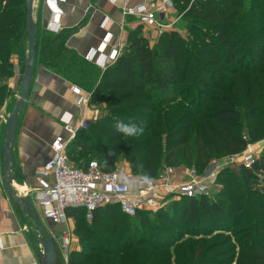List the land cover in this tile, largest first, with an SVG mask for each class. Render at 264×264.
<instances>
[{"label":"trees","instance_id":"16d2710c","mask_svg":"<svg viewBox=\"0 0 264 264\" xmlns=\"http://www.w3.org/2000/svg\"><path fill=\"white\" fill-rule=\"evenodd\" d=\"M171 1L173 6L191 5L193 8L188 10V16L202 17L208 23L215 25L211 31L215 33L216 42L225 49L227 55L217 51L211 42L207 43L208 47L201 53V59L212 60L214 66L221 67L224 73L215 83L206 82L202 87H197V91L205 92V105H208L206 109L210 113L208 116L210 123L198 122L201 111L196 113L187 111L184 114L178 111L172 117L173 125L166 133L163 151L160 146H157L158 144L149 146V140H137L135 137L126 139L116 131L112 116L116 119L124 117V113L120 114L118 109L120 106L139 105L137 108L143 112L147 106V109H157L182 102L178 88L186 83L187 76L180 78L179 75L182 61L179 45L175 43L169 45L162 56L160 54L155 58L144 49L141 39L132 38L135 31L138 29L140 31L142 27L131 32L128 29L125 37V44H128L126 53L117 59L112 67L101 73L97 67L66 47L67 32L52 34L42 28H36L34 66L41 65L90 94L89 106L108 104L110 119L100 120L91 126L88 125L85 130L77 131L74 140L69 144L68 157L76 168H82L92 161L89 160L91 157H94L102 171L112 172L123 153L131 155L136 151L134 157L142 155L143 159L134 163L133 175L156 178L163 171L162 167L185 165L194 168L201 176L207 167L208 156L218 160L234 156L244 151L248 142L258 140L257 127L250 129L249 126H243L241 114L236 109V103L239 102L244 91L243 86L238 87L237 77L242 73L247 75L245 83L249 92L253 90L252 80L258 81L264 77V22L262 21L264 0ZM249 14L252 15L251 17L254 14L260 17L262 22L257 30H251L248 25L251 20ZM24 27L25 0H0V112L11 95L7 85V81L12 77L10 59L13 56L21 59L23 54L26 39L23 38ZM249 29L257 39L252 40L246 37ZM237 37L240 38L239 44H248L247 40L250 41V57L246 66L236 65L235 62L236 56L241 54L238 52L239 44L231 43V41ZM130 40L132 41L129 42ZM189 60L191 61L192 58ZM138 71L140 75H137ZM228 76L235 80L224 87L223 84ZM142 99H145V104L140 102ZM191 106V104L187 105L190 109ZM261 114L264 116V108ZM252 115L249 119L255 118L254 113ZM125 119L129 121L132 118L129 115ZM132 120L135 121L136 118L133 117ZM211 123L214 124L213 127ZM164 125L168 128L169 122L166 121ZM161 127L142 126L141 134H148ZM244 129L249 133L250 138L248 137L247 141L241 133ZM117 133L118 137H116ZM151 138L152 141L158 139L156 136ZM239 171L246 187L254 191L257 199L252 201V208L247 207L244 210L245 215L242 219L245 220L242 223L250 232L255 229L263 242L257 246L241 245L235 264H264V235L261 234L263 226L259 228L264 221V154L250 167L240 166ZM222 199L219 197L218 201H214L208 196L181 198L166 206L174 212L173 215L166 214L164 211L167 208H163L153 215H149L148 211H140L135 217H129L123 214L119 206L115 204L100 208L93 214L91 220L85 218V211L82 209L68 210L66 217L72 220L74 234H84L90 239L94 237L95 230L109 229L110 225L118 223L120 217L122 223L135 221L141 225L150 219L148 217H152L153 222L163 228L173 225L174 220H179L199 229L202 221L208 224L222 223L233 216L235 209L229 201L221 203ZM254 217L260 222H255ZM111 237H114L113 233ZM144 246L143 244L135 246L124 244L123 253L135 250L134 254L125 256L121 260V256H118L114 261L120 260V264H165L169 261L168 249H172L170 244L162 242L149 246L152 252L163 251L162 257L156 259L140 257V249ZM216 247V245H210L206 248L205 245H200V251H203V255H208L215 251ZM188 249L192 250L191 255ZM92 251L89 254L71 252L67 264H105L101 257L94 258ZM94 253H101V250ZM185 253L186 261H195L197 254L194 255L191 244L186 247ZM109 255L111 254H105V256ZM205 259L208 258L199 261Z\"/></svg>","mask_w":264,"mask_h":264},{"label":"rangeland","instance_id":"374dc122","mask_svg":"<svg viewBox=\"0 0 264 264\" xmlns=\"http://www.w3.org/2000/svg\"><path fill=\"white\" fill-rule=\"evenodd\" d=\"M190 8L193 7H191V5L189 4L187 5V7H184L183 5L174 6V8L159 21L160 25L164 27L162 30L157 32H147L142 28L140 31L139 29L136 30L134 36H132L133 39H141L144 49H146L147 52L153 54L155 58L159 57L160 54L162 56L163 51L169 45H172L174 43L179 45V47L181 48L182 58L179 75L180 78L187 76L186 83L180 85V87L178 88L179 98L181 99L182 97V102L180 104L175 103L168 106H161L157 109H147V106V108L143 112L137 108V106L139 105H133L132 107L120 106L118 109L121 112L120 114L124 113V117L116 119L112 116L113 123H116L117 121H123L125 123H135L139 127L151 125L158 128L162 126L159 129L152 130L148 134H141L135 137V139L137 140H149V146L158 144L157 146H160L162 151L165 149L164 145L166 133L173 125L172 117L178 111L181 112V114H184L187 111L195 113L197 111H201L202 113L200 114L198 122L202 124L210 123V121L208 120V116H210V113H208L206 109L208 108V105H205V92L203 93V91H197V87H202L206 82L215 83V81H218L219 78L224 74L221 70V67L214 66L212 60L201 59V53L208 47V42H211L215 46V49L217 51L221 53L223 52V54L227 55L225 49H222L216 42L217 38L215 33L211 31L215 25L208 23L202 17L194 18L188 16V10ZM251 16L252 15L249 14V18ZM262 21L264 22L263 18ZM261 22L260 17L254 14L253 17H251L250 22H248V25L251 27V30H257L260 27ZM33 23L36 28H42V26H39V24L37 26L35 22ZM140 27L141 26L134 24L133 28L129 29V32ZM246 37L252 40L257 39V37H255L252 32L250 33V29ZM239 39V37L234 38V41H231V43L239 44ZM123 41V44H125L126 38ZM131 41L132 40H130L129 42ZM247 41L248 44H239L238 50L240 51L238 52L241 55L236 56V65L246 66L247 61H249L250 41ZM127 49L128 44H125L123 55L126 53ZM26 58L27 48L25 39L21 59L16 56L13 64H11L12 77L9 78V80H13L15 78L16 83L14 84V86H11V89L8 87L10 89L11 95L5 102L7 108L4 117L1 116L0 112V127H3L5 125L4 131L6 130V122L10 118L13 107L17 102L18 96L20 94V83L23 76ZM189 58H192V60L190 61ZM114 64L115 62L109 65L106 70L112 67ZM35 66L41 67V65ZM140 74V71H138L137 75ZM237 78L239 80L238 87L243 86L244 91L239 102L236 103V109L241 114L243 126H249L250 129L257 127V130L259 132L257 138L258 140L247 143L252 147L251 151L253 158H256L257 160L262 154H264V116L261 114L262 108H264V77L259 79L258 81L252 80L253 90L251 92H249L248 86L245 83V80H247V75L245 73H242ZM234 80L235 79L233 77H226V81L223 86L225 87L226 85L233 83ZM144 101L145 99H142V101L140 102H142V104H145ZM183 102H185L186 104ZM189 104L192 105L191 109L190 107H187V105ZM88 110L91 114L89 120L87 121L89 126H91V124H95L100 120L110 119L111 115L108 111L107 103L90 105ZM131 113H133V115H131ZM253 113L255 115V118L249 119ZM129 115L132 119L133 117H135L136 120L133 121L132 119H130L129 121H127L125 118H127ZM166 121L169 122V125H167L169 126L168 128H166L164 125ZM211 124V127H213L214 124ZM161 129H163V131H161ZM241 133L243 138L247 141L249 137L248 131L244 129L241 131ZM118 136L119 134L117 133L116 137ZM151 136H156L158 139L152 141L153 139L151 138ZM128 138L129 137H126V139ZM242 152L240 153V155L242 154ZM135 153L136 151H134V153L131 155H128V153H123L116 163V169L120 170L121 172L132 173L133 167L135 165L134 163L143 159L142 155L134 157ZM227 157H223L218 160L214 159V157L208 156V162L206 165L207 167L200 177H202V179H204V181H206L207 183L211 184V191L208 196L211 200L218 201L219 197H221L223 198L221 203L229 201V204L233 206V208L235 209V213L230 219L228 218L222 223L215 224H208L206 221H202L199 225V229H197L189 224H186L185 221L180 222L179 220H174L175 222L173 223V225L163 228L157 223H154L151 219L152 217H148L150 219L146 220L145 224L142 225L136 223L135 221H125L124 223H122L120 222V217L118 218V223L116 225H110L109 229L95 230L94 237L92 239L85 236L84 234H74L73 231L70 239L71 242L67 253V259L69 255H71V252H81L83 254H89L90 251L93 250V257L96 259L101 257L103 263L107 264L111 262L113 264H120L121 259H123L125 256H131L135 252V250H133L129 253H123L124 244H126L127 246L130 244H133V246H135L136 244H143V246H145L140 249V257H153V259H156L162 257L163 251L152 252L149 246L165 242L172 246V249H168L170 259L165 264H196V262H199L198 264H235L238 250L240 249L241 245L251 244L253 246H257L263 242V239L255 229L253 232H250L244 227L242 223L245 220L242 219L245 215L244 210L247 207L252 208V201H255L257 199L255 197L254 191L246 187L245 181L242 179L241 173L239 171L240 164L227 162ZM89 160L96 161L94 157H91ZM2 164L3 158L1 157L0 176L3 175ZM165 168H170L172 170V174L170 175L172 180H184L186 179V174H188V172L190 171V167H187L185 165H179L177 167L165 166L162 167V170H164ZM160 173L158 175H160ZM12 176L14 178L13 174ZM13 192L15 194V189ZM20 199L22 201H25L23 198ZM175 201L176 199L167 200L165 202L166 205L163 208H167L166 206H169L171 202ZM170 210L171 209L167 208L164 212H166V214L168 215H173L174 212ZM149 213V215L154 214L151 212ZM253 220L258 223L260 222L255 217L253 218ZM39 224L40 227L46 232L48 229L47 226L44 223L41 224L40 221ZM261 226H263L261 234L264 235V221L262 225H259V228H261ZM55 231L62 234L65 229L61 226ZM112 233L114 234V237H111ZM48 236L51 235H48L46 232V237ZM249 236L253 237V239H251V237ZM189 244L192 245L194 255L197 254L195 261L192 262L191 260H185L186 247ZM200 245H205L206 248L210 245H216L217 247L216 250L211 252L210 254L203 255V251H200ZM39 250L41 251L40 248ZM100 250L101 253H94V251L98 252ZM204 250L207 249L204 248ZM55 251L57 255L56 264H67L62 257L57 243H55ZM107 253L111 255L105 256V254ZM188 253L191 255L192 250L188 249ZM118 256H121L120 260L114 261ZM204 258L208 259L199 261Z\"/></svg>","mask_w":264,"mask_h":264},{"label":"crops","instance_id":"0c3cea01","mask_svg":"<svg viewBox=\"0 0 264 264\" xmlns=\"http://www.w3.org/2000/svg\"><path fill=\"white\" fill-rule=\"evenodd\" d=\"M160 1L130 0L126 5L132 7L156 4ZM124 3V0H117L115 4L110 0H33L31 15L33 22L37 26L38 24L42 26L46 32H48L46 25L54 18L55 23L60 24V31L57 34L68 33L66 47L85 58L88 53L100 47L106 35L110 36L108 48L119 41L124 42L127 30L133 28L135 24L134 18L122 17L121 9ZM171 10L169 9L168 13ZM105 18L109 21L101 28L100 25ZM14 59H16L14 56L10 59L11 64ZM15 83L14 78L9 80L7 85L11 89ZM71 86L76 85L65 81L43 66H34L28 95L19 109L18 124L11 148V172L14 175V181L10 183L11 189L13 191L15 189V195L30 203L31 209L38 216V222L47 226L48 235L57 232L55 230L61 226L44 220L32 196L25 195L26 192H32L38 187L36 172L40 171L51 158L50 142L56 136L63 138L67 136L60 118L70 117L71 125H76L81 117L86 121L90 118L87 93L83 91L81 96H76L71 92ZM81 100L85 103L79 107ZM6 108L5 104L1 110L3 117ZM4 128L5 125L0 127V160L6 131ZM1 180L2 176H0V264H40L41 251L34 238L35 231L37 232L35 223L10 199ZM48 181L52 182V178ZM70 223V228L73 229V223Z\"/></svg>","mask_w":264,"mask_h":264},{"label":"built area","instance_id":"2783aa9c","mask_svg":"<svg viewBox=\"0 0 264 264\" xmlns=\"http://www.w3.org/2000/svg\"><path fill=\"white\" fill-rule=\"evenodd\" d=\"M116 1L110 0L112 4ZM124 1L125 5L121 9L122 17L134 18L135 24L147 32L162 30L164 27L159 21L169 9L174 8L171 0L132 7L126 5L130 0ZM108 21L107 18L103 19L100 27L104 28ZM46 30L57 34L60 31V24L55 23V19L52 18L46 25ZM109 41L110 36L106 35L100 47L85 56V61L105 71L109 65L121 58L125 44L119 41L108 48ZM70 89L76 96H81L83 93L77 86H71ZM86 96L88 102L90 94L87 93ZM84 103L85 101L81 100L79 107ZM60 122L67 136L65 138L56 136L50 142L51 158L40 171L36 172L38 187L32 192H26L25 196H32L44 220L55 226L64 227L65 231L61 234L63 243L59 250L66 263L73 232L69 225L72 221L66 217L68 210L82 209L85 211V218L91 220L93 214L100 208L117 204L123 214L135 217L140 211L156 213L169 199L179 200L210 194L211 184L204 181L194 168H190L184 180H172L170 168H165L156 178H143L121 172L116 168L112 172H104L94 160L82 168H76L68 157V146L74 140L77 131L87 128L88 122L84 117H81L76 125H71L70 117H62ZM251 148L247 144L241 155L229 156L226 161L250 167L256 161L252 156ZM49 178H52V182L48 181Z\"/></svg>","mask_w":264,"mask_h":264},{"label":"water","instance_id":"95a60500","mask_svg":"<svg viewBox=\"0 0 264 264\" xmlns=\"http://www.w3.org/2000/svg\"><path fill=\"white\" fill-rule=\"evenodd\" d=\"M32 6L33 0H25V27L23 31V38H26L27 58L24 65L22 80L20 83V94L18 96L17 102L13 107L10 118L6 122L5 144L2 148V182L5 190L10 196V199L15 202L21 210L28 214L35 223L37 232L35 231L34 238L38 244V247L41 249L40 264H56L57 255L55 251V243H57L58 247L62 246L63 242L61 234L56 232L51 236L46 237V232L41 229L38 222V216L34 212V210L31 209L30 203L28 201H22L20 197L16 196L10 186V183L14 179L11 174V148L14 143L16 126L18 124V113L22 103L26 100V97L28 95L31 77L34 69L36 27L31 16Z\"/></svg>","mask_w":264,"mask_h":264},{"label":"clouds","instance_id":"9594fccd","mask_svg":"<svg viewBox=\"0 0 264 264\" xmlns=\"http://www.w3.org/2000/svg\"><path fill=\"white\" fill-rule=\"evenodd\" d=\"M116 131L124 137H136L143 132V128L135 123H125L117 121L115 123Z\"/></svg>","mask_w":264,"mask_h":264}]
</instances>
